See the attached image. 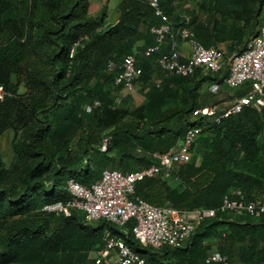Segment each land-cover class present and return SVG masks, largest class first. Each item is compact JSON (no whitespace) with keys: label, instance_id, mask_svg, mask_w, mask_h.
I'll return each mask as SVG.
<instances>
[{"label":"trees","instance_id":"obj_1","mask_svg":"<svg viewBox=\"0 0 264 264\" xmlns=\"http://www.w3.org/2000/svg\"><path fill=\"white\" fill-rule=\"evenodd\" d=\"M38 1L51 26L38 27ZM87 2L0 0V87L5 91L0 137L14 130L16 154L12 171L0 155V264H106L96 263L90 253L104 246L108 234L121 236L153 264H218L206 262L214 246L229 264H264V214L218 210L201 220L184 245L154 247L134 237L132 222L119 227L106 219L88 221L78 210L65 215L43 209L69 199L71 178L90 185L107 168L128 172L157 164L153 153L178 146L192 125L202 126V132L191 159L176 164L168 176L145 177L134 195L183 210L218 209L225 195L264 200V107H246L219 120L193 116L195 108L207 104L224 111L248 84L228 86L225 70L167 75L159 52L142 53L154 43L151 27L162 23L147 0H119L118 17L110 23L108 1L97 16L88 15ZM159 3L177 25L188 18L205 45L226 42L227 55L245 47L264 8V0ZM139 41L145 42L137 53L144 100L133 108L129 94L119 99L122 86L114 78ZM215 82L220 84L216 92L201 90ZM95 100L99 105L88 111L85 105ZM74 128L82 132L77 149L70 144ZM105 136L110 141L103 151Z\"/></svg>","mask_w":264,"mask_h":264},{"label":"built area","instance_id":"obj_2","mask_svg":"<svg viewBox=\"0 0 264 264\" xmlns=\"http://www.w3.org/2000/svg\"><path fill=\"white\" fill-rule=\"evenodd\" d=\"M147 1L162 18V23L151 27L154 43L146 46L142 53L149 56L159 52V65L167 75L189 76L198 68L208 73H222L225 70L223 82L228 86L248 84L249 89L224 111L219 113L217 104H207L195 108L193 116L214 117L219 120L240 113L246 107L259 111L264 107V10L256 32L249 37L245 47L227 55L226 49L221 45H205L201 42L189 25L188 18L177 25L161 8L159 0ZM182 42L188 44L189 53L182 52ZM137 53L138 51L123 57L122 71L114 78V84L122 86L118 94L119 99L139 90L138 80L142 75V67L138 65ZM114 67L115 61L110 60L107 69L112 71ZM207 84V89L213 92H216L220 85L217 82ZM4 93V89L0 87L1 98ZM93 103L85 105L88 111L100 102L95 100ZM201 132L202 126L192 125L178 146L166 152H154L157 164L128 172L107 168L90 185H84L71 178L66 186L70 194L69 199L46 204L43 209L65 215H69L72 210H78L88 221L106 219L119 227H126L132 222L134 237L141 243L154 247L184 245L201 220L214 216L218 210L250 216L264 214V200L250 201L243 194L239 197L225 195L218 209L193 210L158 205L134 195L137 183L145 177L162 174L168 176L176 164L189 161L193 144ZM109 141L108 136L103 137V151L108 149ZM94 259L96 263L106 264H153L133 250L121 236L109 234ZM206 262L229 264V259L227 255L214 249L208 253Z\"/></svg>","mask_w":264,"mask_h":264},{"label":"rangeland","instance_id":"obj_3","mask_svg":"<svg viewBox=\"0 0 264 264\" xmlns=\"http://www.w3.org/2000/svg\"><path fill=\"white\" fill-rule=\"evenodd\" d=\"M108 1V18L106 23L113 22L117 18L118 12V0H88V15L90 16H97L100 14L102 7ZM34 19L38 22V27L42 26H51V17L46 8L44 7L42 1H38L35 8ZM249 36V35H247ZM226 49V48H225ZM208 88V84L204 83L201 90L205 91ZM26 88L24 86H20V91L24 92ZM130 97L132 103L131 106L133 108L140 106L143 103L144 97L142 96L141 92L138 90L137 93H131L128 95ZM120 98V97H119ZM117 103L119 105H125L124 100L117 99ZM70 144L73 149H77L80 143V139L82 136V132L80 129L74 128L70 134ZM13 141H14V130L7 129L0 137V155L3 159L5 167L12 171L15 168L16 162V154L13 148ZM216 249V246L209 250L212 251ZM98 250H94L90 253V256L94 258L96 256Z\"/></svg>","mask_w":264,"mask_h":264},{"label":"crops","instance_id":"obj_4","mask_svg":"<svg viewBox=\"0 0 264 264\" xmlns=\"http://www.w3.org/2000/svg\"><path fill=\"white\" fill-rule=\"evenodd\" d=\"M118 2H119V0L117 1V4H118ZM263 10H264V8H263ZM117 17H118V14H117ZM258 27V26H257ZM144 41H139L138 43H137V45H136V52L138 51V52H141L140 51V48H139V46H142V45H144ZM220 45L222 46V47H226V42H221L220 43ZM137 49H139V50H137ZM181 50H182V52L183 53H189L190 52V48H189V46H188V44L186 43V42H182L181 43ZM144 100V99H143Z\"/></svg>","mask_w":264,"mask_h":264}]
</instances>
